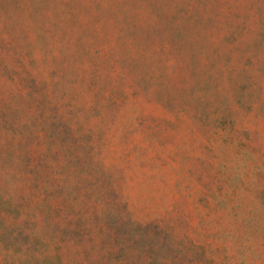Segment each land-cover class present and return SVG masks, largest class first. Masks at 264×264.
I'll return each instance as SVG.
<instances>
[{
  "label": "rangeland",
  "instance_id": "rangeland-1",
  "mask_svg": "<svg viewBox=\"0 0 264 264\" xmlns=\"http://www.w3.org/2000/svg\"><path fill=\"white\" fill-rule=\"evenodd\" d=\"M0 264H264V0H0Z\"/></svg>",
  "mask_w": 264,
  "mask_h": 264
}]
</instances>
